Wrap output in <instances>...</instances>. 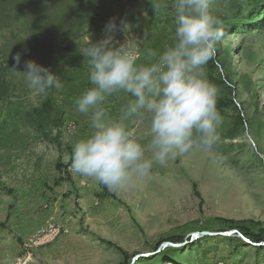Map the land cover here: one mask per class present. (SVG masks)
<instances>
[{
    "label": "rangeland",
    "instance_id": "374dc122",
    "mask_svg": "<svg viewBox=\"0 0 264 264\" xmlns=\"http://www.w3.org/2000/svg\"><path fill=\"white\" fill-rule=\"evenodd\" d=\"M174 3L116 0L110 17L83 25L57 54L27 50L19 65L7 43L20 17L12 4L0 12V63L10 61L0 99V264H264V0L210 2L223 32L205 66L220 90L214 149L194 148L115 190L71 171L72 146L91 132L90 114L75 104L92 86L85 48L114 20L116 46L124 44L138 64L153 62L149 49L158 56L175 43ZM47 17L36 16L39 30L60 42L58 20L56 28ZM29 60L61 86L46 94L29 88L22 73ZM129 99L114 94L104 107L119 119ZM124 122L147 134L146 117ZM232 229L249 244L238 234H202ZM135 254L149 255L131 262Z\"/></svg>",
    "mask_w": 264,
    "mask_h": 264
},
{
    "label": "clouds",
    "instance_id": "9594fccd",
    "mask_svg": "<svg viewBox=\"0 0 264 264\" xmlns=\"http://www.w3.org/2000/svg\"><path fill=\"white\" fill-rule=\"evenodd\" d=\"M210 2L175 0V43L158 56L149 49L148 55L155 57L149 64H138L124 44L116 46L114 20L106 24L103 39L85 48L92 86L75 104L79 113L90 114L91 132L72 146L74 174L115 190L194 148H215L222 124L216 106L220 90L208 80L205 66L215 58L223 32L209 11ZM160 7L155 3V10ZM13 59L20 64V54ZM24 68L28 87L39 93L61 86L58 76L35 61H26ZM119 93L131 99L121 108L122 116L113 119L104 105ZM133 116L148 119L146 135L124 122Z\"/></svg>",
    "mask_w": 264,
    "mask_h": 264
},
{
    "label": "trees",
    "instance_id": "16d2710c",
    "mask_svg": "<svg viewBox=\"0 0 264 264\" xmlns=\"http://www.w3.org/2000/svg\"><path fill=\"white\" fill-rule=\"evenodd\" d=\"M116 0H0V12L12 4L8 9L15 13L20 20V30L15 28L11 40H8L9 55L23 56L27 50H43L47 54H57L62 41L66 38H75L81 32L83 25H96L104 22L111 16ZM45 13V14H43ZM42 14L47 17L48 23L56 20L54 27L58 28L56 33L61 35V41L57 42V36L52 31L44 34L39 30L36 16ZM3 21V20H2ZM39 30V31H38ZM42 33H41V32ZM6 45V44H5ZM5 47V46H4ZM5 50V49H4ZM2 53L4 54L3 50ZM10 61L0 63V99L7 94L6 75ZM44 105V108H47ZM43 122L40 121V124ZM241 232V230H238ZM263 238V237H262ZM256 236V240H261ZM243 241V240H242ZM245 244L246 242L243 241Z\"/></svg>",
    "mask_w": 264,
    "mask_h": 264
},
{
    "label": "water",
    "instance_id": "95a60500",
    "mask_svg": "<svg viewBox=\"0 0 264 264\" xmlns=\"http://www.w3.org/2000/svg\"><path fill=\"white\" fill-rule=\"evenodd\" d=\"M202 234H205V235H221V236H230V235H233V234H238L242 238L243 241H245L246 243L249 244L248 240L245 237H242V235L237 230H234V229L228 230V231H223V232H215V233H212V232H202ZM197 237H198V233L192 234V239L197 238ZM168 244L169 243L164 242L162 244V247L161 248L167 246ZM256 245H259V244L256 243ZM174 246H176V245H174ZM148 255L149 254H135L134 257L132 258V261L131 262H134L139 257H146Z\"/></svg>",
    "mask_w": 264,
    "mask_h": 264
}]
</instances>
